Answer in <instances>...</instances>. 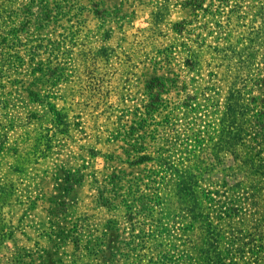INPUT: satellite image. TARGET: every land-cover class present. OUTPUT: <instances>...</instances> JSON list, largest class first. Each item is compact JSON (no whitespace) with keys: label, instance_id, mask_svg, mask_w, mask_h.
I'll list each match as a JSON object with an SVG mask.
<instances>
[{"label":"rangeland","instance_id":"obj_1","mask_svg":"<svg viewBox=\"0 0 264 264\" xmlns=\"http://www.w3.org/2000/svg\"><path fill=\"white\" fill-rule=\"evenodd\" d=\"M28 181L81 240L0 264H264V0H0V184Z\"/></svg>","mask_w":264,"mask_h":264},{"label":"crops","instance_id":"obj_2","mask_svg":"<svg viewBox=\"0 0 264 264\" xmlns=\"http://www.w3.org/2000/svg\"><path fill=\"white\" fill-rule=\"evenodd\" d=\"M1 185L0 250H64L67 238L81 240L82 215L65 217L62 183H13L10 190Z\"/></svg>","mask_w":264,"mask_h":264},{"label":"trees","instance_id":"obj_3","mask_svg":"<svg viewBox=\"0 0 264 264\" xmlns=\"http://www.w3.org/2000/svg\"><path fill=\"white\" fill-rule=\"evenodd\" d=\"M165 1H167V0H165ZM156 17H157L158 20L160 19V16H159L158 14H156ZM227 127H230V129H231V131H230V135H233V134L236 133V131H234L235 128L232 127L231 124H229ZM142 158H143V157H142ZM62 184H63V183H62ZM66 185H67V184H63V185H62V190L64 191V193H68V192L70 191V187H67ZM178 190H180V189H178ZM76 244H77V243H76Z\"/></svg>","mask_w":264,"mask_h":264}]
</instances>
